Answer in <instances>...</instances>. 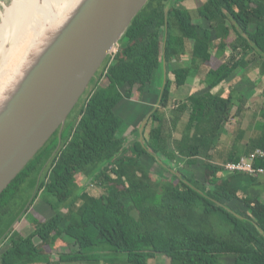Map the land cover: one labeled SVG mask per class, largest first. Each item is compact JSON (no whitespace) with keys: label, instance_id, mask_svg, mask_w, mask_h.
<instances>
[{"label":"trees","instance_id":"obj_1","mask_svg":"<svg viewBox=\"0 0 264 264\" xmlns=\"http://www.w3.org/2000/svg\"><path fill=\"white\" fill-rule=\"evenodd\" d=\"M168 1L150 0L135 18L93 78L74 119L69 116L59 151L55 154L57 130L0 195V244L8 240L1 264H154L150 261L159 255L169 264H222L226 257H233L232 264H264V234L256 226L264 232L262 176L228 173L223 166L264 150V84L259 116L246 129L250 90L223 87L252 69L258 70L256 81H264V0H184L199 2L196 19L173 0L163 47ZM188 43L186 66L180 59ZM162 58L167 82L143 145L141 124L130 127L119 110L134 97H159ZM203 70L204 87L176 98V90ZM153 109L140 105L139 121ZM233 123L231 143L221 146L222 128ZM130 128L135 139L127 143ZM247 131L251 135L244 142ZM143 156L170 178L153 176ZM255 166L264 168V159ZM81 174L91 181L90 189L78 184ZM261 184L263 190L251 194ZM39 196L55 214L34 222L28 236L8 232Z\"/></svg>","mask_w":264,"mask_h":264},{"label":"water","instance_id":"obj_2","mask_svg":"<svg viewBox=\"0 0 264 264\" xmlns=\"http://www.w3.org/2000/svg\"><path fill=\"white\" fill-rule=\"evenodd\" d=\"M149 1L69 0L61 13L48 16L51 22L44 35L34 43L14 79L0 95V195L57 130L60 143L55 154L59 151L69 116ZM172 1L165 7L163 47ZM162 64L161 93L139 127L143 145L146 125L161 102L167 82L164 58ZM170 171L180 176L176 169Z\"/></svg>","mask_w":264,"mask_h":264},{"label":"rangeland","instance_id":"obj_3","mask_svg":"<svg viewBox=\"0 0 264 264\" xmlns=\"http://www.w3.org/2000/svg\"><path fill=\"white\" fill-rule=\"evenodd\" d=\"M13 0H0V95L7 84L14 79L18 69L23 65L25 59L27 58L29 52L31 51L34 43L44 35L46 28L50 24V16L51 14H59L62 12L66 4L69 0H36L35 4V13L34 16L28 24L25 25L24 29L20 34L17 33L16 23L17 18L19 15V4L18 0L14 4L11 10H6L12 4ZM176 6L181 8H187L190 10V13L194 19L197 18V5L199 2L197 1H184V0H176ZM49 16V18H48ZM254 29V26H252ZM8 39V40H7ZM6 43V44H5ZM3 47V48H2ZM191 62L190 57V44L188 43L187 54L180 59L181 65L189 66ZM176 62V64H178ZM217 61L210 63V65H215ZM175 64V65H176ZM205 69V67H203ZM205 77L204 70L200 72L199 75H194V77H190L183 87L179 88L175 92V97L178 99L186 98L192 90H201L204 85L202 84V80ZM258 78V70H250L247 73L246 77L241 76H234L228 84H225L223 87L225 89L229 88L230 85H234L237 89V93L240 91L248 88L250 91L248 93L249 105L250 109L248 111L246 119L243 121L245 124L251 122L252 120L256 119L259 116V110L261 108L263 97L261 96L262 88L264 81H256ZM155 85H159V82H155ZM256 86V87H255ZM91 85L89 86L88 90L86 91L85 95L82 97L81 101L79 102V106H77L76 111L70 115L72 119H74L79 107L83 104L84 100L87 97L88 91H90ZM216 88L214 91H217ZM153 90V89H152ZM151 90V94L154 93ZM155 91V90H153ZM158 95L154 93V96L151 97L150 95H146L143 100H136L134 97L133 100L125 101L121 104L119 112L120 114L124 115L127 121L130 124V127H137L140 125L142 121H139V111L140 105H150L152 108L155 107L158 100ZM134 103V104H133ZM135 105V106H134ZM235 111V107L232 106L231 114ZM187 118V115L185 116ZM70 119H68V122ZM235 127V123L225 125L221 130V139L227 141L230 139L231 143V136ZM68 128V127H67ZM67 128L64 134L67 132ZM132 128H130L126 133V142L130 143L135 139V135L131 133ZM150 130V126L146 129V136H148ZM251 135V132H248V136ZM247 136V138H248ZM60 140L58 142V145ZM229 143V144H230ZM221 146L228 147L226 143H221ZM244 148V144L242 145ZM223 149V148H222ZM242 150H240L241 153ZM142 162L145 163L148 168L151 170L153 176L157 179H169L170 174L167 170L159 166L156 162L153 161L152 158L148 156H143ZM188 176L191 174L189 172L184 171ZM194 174H198L200 171L195 170ZM80 180L78 184L81 185L83 191L90 189L92 186L88 185L89 179L81 174ZM261 181L264 182V176L260 178ZM263 190V186L256 185L253 187L251 194H258ZM35 195V192L32 194V197ZM43 199L39 196L33 205L36 204L37 201ZM264 200V195H263ZM31 202V200L29 201ZM28 202V203H29ZM32 205V206H33ZM233 257H226L223 259L222 264H232ZM151 263L154 264H169V260L165 256H157L155 260H151Z\"/></svg>","mask_w":264,"mask_h":264},{"label":"crops","instance_id":"obj_4","mask_svg":"<svg viewBox=\"0 0 264 264\" xmlns=\"http://www.w3.org/2000/svg\"><path fill=\"white\" fill-rule=\"evenodd\" d=\"M193 92H195V90H192L190 92V94L193 93ZM184 119L187 120L188 119V115H187V118L184 117ZM249 123L250 122H248L246 124L243 123V128L246 129L247 126L249 125ZM247 136H248V131H247V133L245 135L244 142L248 140ZM220 143H226L227 145H229L230 139L227 140V141H224V140L221 139ZM242 145H243V143H242ZM242 145H240V149L244 150ZM214 151H215V149L211 151L210 155H212L214 153ZM208 159H212L210 161H214L216 163H221L222 162L221 158H213V156L209 157ZM181 167H182V165L179 166V168H181ZM186 172H188V171H186ZM54 214H55V212H54L53 207L51 205H49L45 200L41 199V200L37 201L36 204L33 205L32 208L28 212L26 211L24 213V215H22L23 217L21 216L17 221H15L13 223L12 227L8 230V232L10 230H12V231L14 230V231L19 232L20 235H22V236H28L29 234H31L34 231V226H33L34 222H36L38 220L39 221L48 220ZM7 243H8V240H3V242L0 244V252L2 251L3 247L6 246ZM35 243L36 244L40 243L39 238L35 239ZM0 264H1V262H0Z\"/></svg>","mask_w":264,"mask_h":264},{"label":"built area","instance_id":"obj_5","mask_svg":"<svg viewBox=\"0 0 264 264\" xmlns=\"http://www.w3.org/2000/svg\"><path fill=\"white\" fill-rule=\"evenodd\" d=\"M264 159V150L258 149L248 155L242 156L238 161L224 164V169L228 173H244L250 176H264V168L256 167L255 162Z\"/></svg>","mask_w":264,"mask_h":264},{"label":"bare ground","instance_id":"obj_6","mask_svg":"<svg viewBox=\"0 0 264 264\" xmlns=\"http://www.w3.org/2000/svg\"><path fill=\"white\" fill-rule=\"evenodd\" d=\"M18 4L19 15L17 18L16 29L17 33L20 34L25 25L31 22L34 16L36 0H18Z\"/></svg>","mask_w":264,"mask_h":264}]
</instances>
